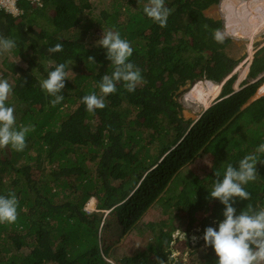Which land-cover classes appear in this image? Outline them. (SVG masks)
I'll return each instance as SVG.
<instances>
[{
    "label": "trees",
    "instance_id": "trees-1",
    "mask_svg": "<svg viewBox=\"0 0 264 264\" xmlns=\"http://www.w3.org/2000/svg\"><path fill=\"white\" fill-rule=\"evenodd\" d=\"M219 2L165 0L163 28L143 12L148 0H115L97 19L87 18L91 0H18V15L0 9V36L17 45L0 54V78L13 86L7 104L17 128H34L23 151L0 149V195L18 200L17 220L0 224V264H173L177 231L218 230L224 206L208 198L215 172L222 178L228 164L238 166L264 143V95L244 107L258 86L233 94L234 76L197 122L186 120L177 101L188 82L220 83L239 64L225 52L230 40L217 35L222 22L204 15ZM109 30L130 43L143 81L131 93L118 83L93 115L82 98L100 95L102 76L114 70L96 45ZM56 43L63 51L49 53ZM262 52L252 78L264 72ZM60 63L74 76L52 106L40 85ZM202 156L210 159L199 178L188 168ZM260 160L256 180L244 186L251 199L237 200V213L249 203L264 208V155ZM91 199L97 206L88 214ZM152 208L159 217L143 219ZM217 259L209 246L192 264Z\"/></svg>",
    "mask_w": 264,
    "mask_h": 264
},
{
    "label": "clouds",
    "instance_id": "clouds-1",
    "mask_svg": "<svg viewBox=\"0 0 264 264\" xmlns=\"http://www.w3.org/2000/svg\"><path fill=\"white\" fill-rule=\"evenodd\" d=\"M143 12L153 22L159 24L160 27L167 26L170 10L165 6V0H148V4L144 7ZM222 24L224 28V23L222 22ZM228 40L231 42L230 38ZM96 45L106 50V58L111 62L110 64L114 70L110 75L105 74L102 76L98 85L100 95L93 92L82 98L86 111L93 115L97 109L102 110L107 106L105 97L117 91L118 83L123 82L125 89L131 93L143 81L141 70L130 62L129 59L133 54V48L127 40L121 38L118 31H103L101 38L96 41ZM16 46L14 39L0 36V54L10 53ZM63 48L64 45L62 43H56L48 49V52H62ZM263 49L264 47L252 53V59L247 65L249 71L248 77L250 78L246 83L248 85H253L259 80H264V72L259 73L253 78L249 76L251 66L255 60V54ZM87 60L96 63L92 56H89ZM70 63L71 66L74 65V62ZM241 65L239 62L234 70L220 83L205 80V82L221 85L219 96L214 99V102L210 106H206L205 111L219 100L223 88L228 81L234 76H236L237 80L235 71ZM66 67H68L66 63L58 64L53 71L48 73L47 78L41 82V89L48 96L53 97L50 101L52 106H56L64 99L62 90L65 88V81L69 80L68 72L65 71ZM256 78L258 80L254 82ZM194 82H188L186 86ZM244 82L236 85L237 88L233 85V94L243 89L241 86ZM12 92V84L7 79L0 78V149L11 146L15 151L21 152L27 147L26 137L29 132L34 131V128L23 125L17 128L15 109L7 104ZM261 155H264V143L258 145L255 154L244 156L238 162V166L228 164L222 178L220 172H215L216 179L208 198L220 201L224 206L222 213L224 218L218 222V230L211 226L204 229L203 240L205 246L213 248L218 258L216 264H264V208L256 209L249 203L246 209H241L237 213V209L234 207L237 200L247 201L251 199V194L246 191L244 186L256 180L258 175L256 165L257 163H261ZM17 208L18 200L15 193H10L7 196L0 195V224L14 223L18 218ZM157 264H168V262L157 258Z\"/></svg>",
    "mask_w": 264,
    "mask_h": 264
},
{
    "label": "rangeland",
    "instance_id": "rangeland-1",
    "mask_svg": "<svg viewBox=\"0 0 264 264\" xmlns=\"http://www.w3.org/2000/svg\"><path fill=\"white\" fill-rule=\"evenodd\" d=\"M234 1H237V0H229V1L221 0L218 4L212 5L207 10H205L204 15L209 19L224 23V28L218 31L217 35L223 39H228V38L231 39V42L229 46L226 48L225 52L227 53L229 57H231L232 59L236 61H239L242 64L240 67L238 66L239 68L236 69L235 71L237 74V80L234 84V87L237 88L236 85H238L239 83L241 84L245 80L246 81L241 86V88L243 89L248 88L249 86H254V85L258 86L255 94L248 98V101L246 105L244 106L246 107L250 103L255 101L256 99L264 95V87H263L264 80H261V81L259 80L258 82H256L258 80V78H256L254 81L256 83H254L253 85H248L246 83L250 80V78L248 77L249 71L247 70V72H244L242 74V69L246 70L247 65L250 61L249 56H251L252 58L253 52L264 47V29H263L264 27L261 28L260 32L257 35L254 36L253 41L249 39L239 40L238 38L233 37L232 34L229 33L227 30L228 29L227 27L228 26L227 8L230 7L232 2ZM248 1L250 2V0H245V3H247ZM114 3H115V0H91L92 10L86 12L88 14L87 18L97 19L101 11L111 10L113 8L112 5ZM243 7H241L240 9L242 10ZM84 26L85 25L83 24V27ZM93 28L95 29L94 33L96 32L97 36L101 35V31H100L101 29L98 28L97 25H94ZM263 54L264 52L260 53V56H262ZM73 76L74 74H68V78H72ZM204 82H205V79L194 82L193 84H189L185 86L184 88H182L181 91L178 93L179 96L177 97V101L183 104V107H184L183 115L186 118V120L192 119L195 122H197L199 118L201 117V114L205 111L206 106L199 105L197 104L196 100L193 101L190 98L191 94L193 93V90L196 88L195 87L196 84L198 85ZM206 83L207 82H205L204 84ZM213 102H214V99L211 100L207 106H210V104H212ZM209 159L210 158L208 156H202L201 158L198 157L196 159V162H194V164H190L188 170H192L195 175L199 176V178L204 177L205 173H203L202 170L205 171V169L207 168L209 164ZM96 206H97V201L95 199H91L90 202L87 204L85 211L88 214H91L92 212L95 211ZM154 217L156 218L159 217V210L157 208H152L151 210H149V212L145 214V216H143V219L147 221H151L154 219ZM175 238L176 239L178 238L179 242L176 245L172 244L171 257L174 259L173 264H178V263L192 264L193 262L192 259H195L196 256L202 257L204 254H206L209 251V246H205V243L203 240V234L201 232V229L199 228H197L190 234H184L182 231H177V233H175ZM120 245L121 244L116 245L115 248H118ZM194 252H196V255H193Z\"/></svg>",
    "mask_w": 264,
    "mask_h": 264
},
{
    "label": "bare ground",
    "instance_id": "bare-ground-1",
    "mask_svg": "<svg viewBox=\"0 0 264 264\" xmlns=\"http://www.w3.org/2000/svg\"><path fill=\"white\" fill-rule=\"evenodd\" d=\"M241 7H243L242 10L240 9ZM227 14L228 32L239 40L249 39L253 41L254 36L264 27V0H250L247 3H245V0L234 1L227 8ZM249 57L251 59V56ZM204 83L196 86L190 98L193 101L196 100L199 105L207 106L211 100L218 96L221 91V85L210 82Z\"/></svg>",
    "mask_w": 264,
    "mask_h": 264
},
{
    "label": "built area",
    "instance_id": "built-area-1",
    "mask_svg": "<svg viewBox=\"0 0 264 264\" xmlns=\"http://www.w3.org/2000/svg\"><path fill=\"white\" fill-rule=\"evenodd\" d=\"M31 4L39 3L40 0H26ZM18 0H0V9L5 10L8 13H12L14 15L19 14V10L17 8Z\"/></svg>",
    "mask_w": 264,
    "mask_h": 264
}]
</instances>
